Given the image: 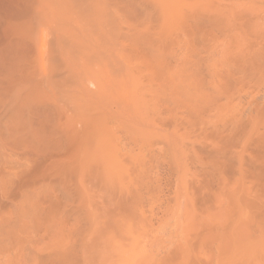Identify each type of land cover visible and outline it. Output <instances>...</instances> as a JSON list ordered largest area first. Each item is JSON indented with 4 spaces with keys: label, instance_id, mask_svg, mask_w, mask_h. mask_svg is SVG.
<instances>
[{
    "label": "rangeland",
    "instance_id": "1",
    "mask_svg": "<svg viewBox=\"0 0 264 264\" xmlns=\"http://www.w3.org/2000/svg\"><path fill=\"white\" fill-rule=\"evenodd\" d=\"M26 1L22 19L16 9ZM54 1L0 0V34L20 41L30 60L19 77L5 69L0 36V264H264V0H175L172 21L160 24L168 31L156 29L168 65L158 77L166 78L155 81L146 68L151 80L145 79V62L135 78L145 81L134 96L142 128L139 113L136 126L99 123L98 114L114 115L122 103L98 108L116 89L100 80L105 89L97 91L98 65L88 67L97 79L85 78L88 89H97L93 95L85 91L54 103L53 91L54 100L51 93L46 98L62 84L50 72L59 67L67 76L71 69L57 58L51 28L90 16L96 5L69 0L80 6L69 14ZM57 36L61 42L65 37ZM132 82L119 88L131 87L133 96ZM34 106L45 112L52 107L54 116L46 113L55 124L40 122L43 114L37 120ZM135 135L141 136L138 144L131 142Z\"/></svg>",
    "mask_w": 264,
    "mask_h": 264
},
{
    "label": "bare ground",
    "instance_id": "2",
    "mask_svg": "<svg viewBox=\"0 0 264 264\" xmlns=\"http://www.w3.org/2000/svg\"><path fill=\"white\" fill-rule=\"evenodd\" d=\"M72 1H74V0H72ZM79 1H81V0H79ZM37 2H39V1H37ZM93 2H95L96 5L92 3L93 7H91L92 11L90 12V16H86V18H84V19L81 18L82 20L77 19V21H73V22L71 21V22H69V24L61 23L60 25L51 28V31L56 33L55 40L57 42V49H56V52L58 53L57 58H59L62 62H64L66 67H69L71 69L67 70V74H66L67 76H65V72L62 73L58 69L59 67L57 68V70L55 72L54 71L50 72L51 73L50 74V78L55 80L53 82L54 83L58 82L59 84L60 83H62V84L59 85V87L61 86V88L58 87L59 89H57V90L53 89L51 92H49V94L46 95V98L49 99V97H52L53 99L50 98L51 102H52V100H54V97L56 95L54 103H57V101H60V100H63V99L64 100H68V101L73 100L75 94L84 93L85 91H89L90 92L91 89L94 90V89L97 88V89H99V90L96 89L97 91L103 93V90H101V89H105V88H101V86L99 88L98 85L100 83L102 84V82H104L106 80H109L110 81L109 83L112 82V83H114L116 85V89L113 88V90L108 92L102 99H100V100L98 99L99 100L97 102L98 108L100 110H106V109H109V108H112V107H116L117 105H119L120 101L122 103V107L119 109L118 112H116V114L114 113V115L112 114V115L105 116L102 113L98 114V119L100 120L99 123L102 124V125H105V126L108 125V123H110V122H112V123L114 122L113 124H116V125H117V123H119V124L120 123H125V124H122V125L118 124V127H123V125L127 126L128 124L136 126L134 124L135 123L134 121L136 120L135 119L136 118V113L137 114L139 113L140 115L138 114L139 118H137V120H138L137 122L141 123L140 127L142 128L143 126H141V125H143V124H142V120L141 119H142V117L144 119V114L141 115L140 110H141L142 106L139 107V106L136 105V103L139 104V102L137 100H134V96H136V93L138 91H140V88H138L140 86L139 84L141 82H145V81H141L140 82L139 79L137 80L135 78L136 77H140L142 72L145 74L146 72L144 70H147L146 68H149V72L148 73H149L150 76H152L151 77L152 79L154 78L153 80H155V81L159 80V82L161 83V79H165L166 78L165 74H163L164 76H161V78L158 77V76H160V74H158L159 73L158 69L160 67H162L163 65L164 66L166 65V64H163V60H162L163 56L161 55L162 53H160V52H163V51L159 50V49L163 48V47H161L162 44H161V41H160V37L162 35L159 36V34H160L159 33V31H160L159 29H162V30L164 29V28H161L160 24H161L163 19L167 20V18L168 19L171 18L170 20L172 21V16H173L172 13H173V11L175 9H177L176 11H178V7L177 6H180L182 2L179 3L180 5L176 6L177 8H174L175 0H96V1H93ZM79 3H81V2H79ZM29 5H30V3L26 1V2L21 3L19 5V7L16 9L19 12L20 18L22 16V19H24L25 18L24 16L25 15L27 16L26 13H27L28 8L30 7ZM53 6L54 7L62 6L65 9H68L70 11L69 14H75L77 12H80L79 11L80 10L79 9L80 6L72 5L69 2V0H58L57 2L55 0ZM53 6H52V8H53ZM88 7H90V6H88ZM56 11H53V12H56ZM179 13H181V12L179 11L176 14L178 16H180ZM50 14H52V13H50ZM55 14H58V13H54L53 16ZM87 15H89V13ZM57 16H59V15H57ZM78 16H80L79 13H78ZM67 17H69V15L66 16V18ZM174 17H177V16H174ZM152 18H155V20L159 24L155 21V23H157V24L153 25L154 21L152 20ZM159 19H161V20H159ZM151 20L153 21L152 25L150 24ZM165 20H164V22H168V21H165ZM174 21H176V20H174ZM177 21H179V20H177ZM158 25H160V26H158ZM164 25H166V24H164ZM157 27H159V28H157ZM1 28H3V29H1L0 31L1 32H3V31L5 32L4 27H1ZM156 29H158L159 31L158 30L156 31ZM179 29H182V28L180 27ZM164 30H165V32L168 31V30H166V28ZM177 31H179V30H177ZM3 33H1L0 36L5 35ZM38 33H39V36L41 38V29L40 28H38ZM59 33H64V35H65V37L62 40V42L59 41V39H58L57 35ZM156 34H158L159 38H158V36L156 37ZM167 34H170V32H168ZM164 36H165V34H164ZM166 37H168V35ZM166 37H164V38H166ZM174 38L175 37H173V39ZM168 39H170V38L168 37L167 40H165V41H168ZM1 41H2V44H4V58L2 60L3 61V65H5L4 68L9 70V72L14 73V74L16 72L17 73L18 72L20 73L22 71L25 72L27 70V67L30 64V60H28L29 57L27 58V56L22 52L23 47H22V44L20 43V41H14L11 38H7L6 39V37L1 38ZM176 41H177V39H176ZM167 43H169V41ZM50 45H51V43H50ZM59 45L61 46V48L65 52H67L68 56L63 55V54L60 53L59 47H58ZM168 48H170V47H168ZM51 51H52V49L50 50V53H51ZM165 51L167 52V50H165ZM39 53H40V51H39ZM168 56H167V58L169 60V58H171V56L170 55H168ZM54 59H55V57H53V60ZM55 61H57V59ZM51 62L54 64V62L52 60L49 63H51ZM144 62L147 64V66L144 65ZM176 63L177 62H175V64ZM3 65L1 64V67H3ZM57 65H60V63L57 64ZM91 65L100 66L101 71L100 70H99V72L95 71L97 73H100L99 74L100 77L98 78V82H97V80L94 81L95 79H97V78H95L96 74H93L94 71H90L91 68L90 69L88 68ZM143 65L145 66V68L142 67L143 70L141 71V74H140V69H142L141 66H143ZM184 65H187V63H185ZM166 66H168V65H166ZM169 66H171L170 63H169ZM86 68L89 69L88 73L91 72V74H87L88 77L86 75L83 76V74H86V73H83V71L86 72L85 71ZM96 68H99V67H96ZM170 68H172V67H170ZM137 69H139V70H137ZM165 69H163V67L160 68L161 71L164 70L163 73L167 72V71H165ZM172 69H174V68H172ZM91 70H93V68ZM183 70L182 71L185 72V69H183ZM171 71H173V70H170V72ZM179 71H181V69H178L177 72H179ZM23 72L20 73V74H23ZM53 72H54V74H52ZM17 73H16V75H17ZM136 73H137V75H136ZM173 73H175V72H173ZM179 73L182 74L181 72H179ZM14 74H12V75H14ZM92 74L95 75V77L92 78L90 76ZM144 74H142V76L146 77L145 79H150L149 75H147V73L145 75ZM166 74L169 75L171 73H166ZM19 75H17L16 77H19ZM186 75L187 74H184L185 77H186ZM176 76L177 75H175V77ZM157 77L160 78V79H156ZM175 77H174V79L178 78V77H176V78ZM181 77H182V75H180L178 79H182ZM85 78H88V80L89 79H91V80L94 79L92 81L96 82V83H94L95 84L94 86H96V88L93 87V85H92L93 82H91V84L90 83L89 84L93 88L88 89L90 86L89 87L86 86L87 83H85V81H86ZM171 78L166 79V80L170 81ZM42 79L43 80H41V82L43 84H45L46 83V78L43 77ZM134 79H135V81H134ZM184 79L185 78L182 79V82H184L183 81ZM100 80H101V82H100ZM132 80L134 82L138 83V85L136 83H135L136 85L135 84L133 85L134 82H132ZM141 80H143V78ZM150 80H148V81H150ZM163 81H165V80H162V83H163L162 85L164 86V83H166L167 81H165V82H163ZM131 82H132L133 86L132 85H129V86H132L134 88L133 90H135V88H137L134 91L135 94H133V96L131 95L132 94L131 87H130V91H127L128 89L125 91L122 87L119 88V85L123 86V85H126L127 83H131ZM151 82H147V84L149 85V83H150V85H152V84L155 83V82L154 83H151ZM170 82L172 83V81H170ZM180 83H181V80L179 82V85H180ZM108 85H110V84H107V86ZM148 85H147V87L149 88ZM104 86L106 87V89L107 88H111V86H109V87H107L106 85H104ZM112 86H113V84H112ZM153 86L155 87L157 85H153ZM159 86H161V85H159ZM172 86L173 87H177L178 85L174 84V82H173ZM143 87H145V86H143ZM143 87H141V89ZM154 87H150L152 89H150V90L147 89L146 92L148 90L149 91L154 90L155 89ZM158 89H161V87L158 88ZM171 89H172V87H171ZM107 90H109V89H107ZM120 90H121V93H120ZM173 90H175V89H173ZM53 91L54 92L58 91V92H56L55 95H53L54 94ZM156 91H159V90H156ZM93 92H95V91H93ZM50 93H51V95H50ZM104 93H106V92H104ZM153 93H155V92H153ZM90 94L93 95L91 92H90ZM128 95L132 96L131 101H133L134 104L131 101L128 102V100H129L128 99ZM138 95H140V93ZM47 96H49V97H47ZM155 96H156V94L153 96V98H155ZM37 98H35V99H37ZM148 98L151 99V96L148 97ZM138 99H141V98L138 97ZM33 101H34V99H33ZM135 101H136V103H135ZM153 101H155V99ZM36 102H37V100H35L32 103L34 104ZM45 102H44V105L47 104ZM144 102H146V101H144ZM32 103H28V104L31 105ZM54 103H53V105H54ZM150 103L152 105L153 102H150ZM28 104L24 105L25 109L27 108L26 109L27 111H28V108L30 106ZM34 105L38 106L39 103H36ZM40 105L42 106V104H40ZM42 107H44V106H42ZM52 107L56 108L55 105L52 106ZM52 107L48 108V106H46L45 110H46V112H49V115L51 113L53 114L55 112V111L52 110L53 109ZM137 107H139V108H137ZM47 108H48V110H47ZM38 109H40V108H38ZM155 109H157V108H155ZM36 110L37 109L35 107V111ZM57 110L59 111V109H57ZM38 111H36V112H38L40 114H38L39 116H37V120L43 119V118H40V116L44 117L41 114L46 116L45 117L46 120H44V121L43 120H39L40 122H45L46 121L45 122L46 124L50 123L51 121H52V123L56 122V119L54 117H53L54 119L53 118H47L48 113H46L45 111H43V110L42 111L38 110ZM64 111H66V109ZM144 111H145V109H144ZM155 111H157V110H155ZM56 113H58V112H56ZM144 113H146V112H144ZM16 114L17 115L15 116V120H16L15 123H17L18 126L16 124H15V126L19 127L20 124H21L19 122H21V121H20V118L18 119V117H21V116L18 115L19 112H17ZM54 114L52 116H54ZM66 115L68 116V114H66ZM146 115H147V113H146ZM151 117H152V115H151ZM154 118L155 117H153V119ZM50 119H52V120H50ZM139 119L141 121H139ZM48 120H49V122H48ZM53 120H55V121H53ZM149 120H150V118H149ZM50 125H51V123H50ZM57 126H59V125H57ZM54 128H56V127H54ZM131 128H132L131 130L134 131V132H132V131L131 132L132 133H136V134L138 133L137 131L141 132L140 130H143L141 128H140V130H138L137 128H133L132 126H131ZM50 130L51 129H49V131ZM52 131H50V132L54 133ZM59 133H61V131ZM132 133H129V134H131L129 136H133ZM149 133L152 134L153 132H149ZM141 134L145 135L144 134V130L142 131ZM151 134H150V136H148V135L147 136L150 137V138L153 137V136L156 137V135H151ZM165 134H167V133H165ZM159 135H161V134H159ZM136 137L137 138L138 137L141 138L140 135L139 136L135 135V137H132V139H131L132 141L131 142L134 143V144H138V143H136L134 141L139 142L138 139L136 140ZM145 137H146V135H145ZM142 139H145V138H142ZM142 139L140 141L144 142V140H142ZM56 141L57 140H55L54 142H56ZM154 141H156V140H154ZM167 141H169V140H167ZM46 142L47 141L44 142V145L47 146V144L48 145L51 144V147H54V146H56L55 144H57L56 148L54 147L53 149H57V147H60L59 146L60 142L59 143L56 142L55 144H53L54 142L49 143L50 141H48V143L46 144ZM147 144H149V143H147ZM52 145H54V146H52ZM133 146L135 147V145H133ZM143 147H148V145H144ZM153 147L156 148L155 146H153ZM132 148L130 150H132ZM136 148H138V147H136ZM138 151H140V150L138 149ZM141 151H143V149ZM147 151H149V149ZM62 152H64L63 149H62ZM130 152H133V151H130ZM136 153H138V152H136ZM139 153H141V152H139ZM139 153L137 154V156H140ZM55 154H56V152H55ZM145 154H147V153H145ZM149 155H151V154H149ZM132 156L134 157L133 154H132ZM137 156H135V158ZM127 157H129V156H127ZM141 157H143V155L140 156L139 158H141ZM92 158H94V156ZM138 159L136 160V162H139ZM142 160H143V158H142ZM140 162L143 163V161H140Z\"/></svg>",
    "mask_w": 264,
    "mask_h": 264
}]
</instances>
